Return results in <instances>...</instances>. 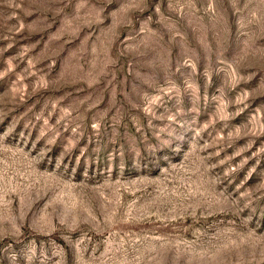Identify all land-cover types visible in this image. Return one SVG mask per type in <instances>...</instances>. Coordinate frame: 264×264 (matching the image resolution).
Here are the masks:
<instances>
[{"label": "rangeland", "instance_id": "1", "mask_svg": "<svg viewBox=\"0 0 264 264\" xmlns=\"http://www.w3.org/2000/svg\"><path fill=\"white\" fill-rule=\"evenodd\" d=\"M0 264H264V0H0Z\"/></svg>", "mask_w": 264, "mask_h": 264}]
</instances>
